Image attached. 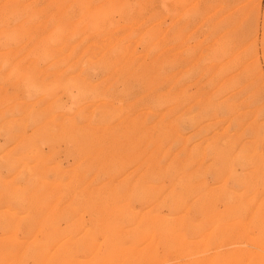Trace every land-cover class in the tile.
Instances as JSON below:
<instances>
[{
  "label": "rangeland",
  "instance_id": "1",
  "mask_svg": "<svg viewBox=\"0 0 264 264\" xmlns=\"http://www.w3.org/2000/svg\"><path fill=\"white\" fill-rule=\"evenodd\" d=\"M0 264H264V0H0Z\"/></svg>",
  "mask_w": 264,
  "mask_h": 264
}]
</instances>
